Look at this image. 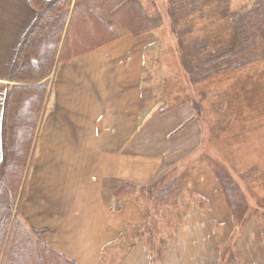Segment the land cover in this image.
Segmentation results:
<instances>
[{
  "label": "rangeland",
  "instance_id": "374dc122",
  "mask_svg": "<svg viewBox=\"0 0 264 264\" xmlns=\"http://www.w3.org/2000/svg\"><path fill=\"white\" fill-rule=\"evenodd\" d=\"M252 2L253 0H231L227 5L219 8H208L206 18L202 19L198 15L188 24L194 27L196 36L208 40L214 47H219L227 42L229 36V23L224 15L243 6L251 5ZM22 3L23 0H0V76H6L8 72L10 75L11 69L8 70V65L11 57L13 64L16 53L12 55L13 53H8L7 49L19 45L20 25L29 15L33 14L29 6ZM141 3L149 14L161 13L164 18L163 26L151 32L152 35L146 40L145 46L135 49L125 47L124 51L115 54L113 59L102 56L88 59L79 67V63L70 67L78 74L73 75L77 80L73 82V85L72 81L63 83L66 78H63L62 69L59 72L58 80L60 81L58 83H61L59 100L55 102V105L51 101L55 113L52 116L53 120H50L52 126L48 129V140L60 147L56 148L54 145V147L47 148V152L48 154L53 153L55 158L69 156L81 162L88 160L90 164L85 165L87 173H84L88 183L92 179L88 176L91 172L90 168L94 165L97 172L102 168L104 174L103 183H101L102 196H94V190L86 187L85 190L83 189V198L87 199L81 204H87L90 200L94 204L101 199L104 208H109V210H104L107 213L118 210L116 209L118 200L114 191L121 183L129 181L119 183L120 181L113 179L114 176L132 172L136 177L143 178L138 182L131 181L137 185V190L125 199L122 208L133 198L140 201L137 203L144 208L141 230L148 233L147 228L155 226V232H157L155 235L159 240L153 247L161 252L163 249L160 244L161 237L165 236L166 240L171 242L177 236L175 228L180 231L184 222L188 224L193 215V213H186L182 216L177 211L179 210L178 205L170 208L172 211L170 214L165 213L151 202L143 190L147 185L166 174H169L171 178L179 177L180 179L181 177L180 187L185 189L184 186L195 164L204 162L215 177L211 179V181L215 180L214 188L217 189L219 184L218 191L224 195L214 172L215 164H223L240 183L251 211L256 207L260 208L264 202V59L242 68L223 71L207 82L191 84L182 68L177 40L171 29L167 0H141ZM122 45H127V41ZM4 48H6L5 53ZM109 55L112 57L110 53ZM94 61L100 62L96 64ZM70 68L64 73L67 77L71 72ZM93 79L98 80L95 85L90 84ZM132 88L135 89V98H139L138 94L142 96L137 102L143 99L145 103L149 101L155 107L153 108L155 112H151L152 115L149 112L145 115L149 121L155 120L158 113L161 115L169 113L170 115L172 106L181 103L183 105L181 111L186 122L171 131L167 127L169 122L165 124L156 122L157 126L151 125L152 129L150 131L145 129L146 132H141L142 129L139 127L135 128L136 132L123 127L120 128L124 130H114L113 127H104L102 131L95 129L94 121L97 119L95 112L105 110L114 103L121 106L119 101L123 98H128V103L131 105ZM137 102L134 103L136 108L138 107ZM145 106L146 104H144V109H146ZM90 111H93V115ZM0 114L3 117L2 110ZM172 120L175 119H171L170 122ZM62 143H69L72 147L69 149L71 152L61 148ZM136 158L143 159V161ZM59 165L55 167H62ZM151 172L152 176L154 173L157 175L158 172V177L147 178ZM75 181L73 178L66 181L65 189L73 190L74 184L76 185ZM78 183L81 184V181ZM194 183L197 181L195 180ZM74 193L75 190L72 194ZM193 199L196 209L207 210L197 212V218H194L204 223L202 225L204 229L201 232L203 231V236L208 238L207 245L210 241V232H221L218 241H215L214 250L217 256L227 238L230 245H235L234 253L242 260L247 256L254 264H264V222L250 218L243 230L236 225L238 229L232 228L230 231L214 223L213 230V222L217 219L214 220L211 216V203H201L198 197ZM60 201L59 204L62 205L70 203L63 199ZM230 220L233 222L232 218ZM229 225L232 226L233 223L229 222ZM135 229L138 230L139 227L135 228L134 225L127 224L118 231V234L114 230L109 234L104 231L103 240L109 241L103 246L102 256L104 258L107 256L113 261L112 264L124 263L122 258L128 253L127 249L130 247L128 244L134 241ZM146 233H143L144 239L148 237ZM107 236L112 237V240L116 239L115 242L110 241L111 238ZM249 240L252 244L247 243ZM242 241H246L248 248L255 247V249L247 251L242 245L240 251L236 243ZM200 248L201 246H198V249ZM204 254L205 252L199 250L193 258L194 264L211 263L204 258ZM174 255L172 251L169 256L171 258L163 264H178L180 261ZM134 263L138 264L136 259ZM213 264H218V261L216 260Z\"/></svg>",
  "mask_w": 264,
  "mask_h": 264
},
{
  "label": "trees",
  "instance_id": "16d2710c",
  "mask_svg": "<svg viewBox=\"0 0 264 264\" xmlns=\"http://www.w3.org/2000/svg\"><path fill=\"white\" fill-rule=\"evenodd\" d=\"M230 1L167 0L182 68L191 84L207 82L223 71L264 59V0H253L251 5L224 15L229 36L219 47L196 36L194 27L188 24L198 15L206 18L208 8H219ZM29 5L36 15L16 52L9 75L14 83L7 91L3 109L0 264H77L49 244V229H29L18 212L14 213L32 143L42 122L47 79L52 73L56 75L60 64L102 48L124 33L138 37L155 31L163 26L164 18L161 13L149 14L141 0H29ZM214 172L235 224L243 230L250 218L264 222V202L251 211L244 190L229 170L215 164ZM180 179L166 174L143 190L151 202L170 214V208L179 204ZM136 190L137 185L131 181L121 183L114 191L116 209L121 210L125 199ZM155 231L151 226L150 235ZM235 251L228 244L222 251L221 264H237Z\"/></svg>",
  "mask_w": 264,
  "mask_h": 264
},
{
  "label": "crops",
  "instance_id": "0c3cea01",
  "mask_svg": "<svg viewBox=\"0 0 264 264\" xmlns=\"http://www.w3.org/2000/svg\"><path fill=\"white\" fill-rule=\"evenodd\" d=\"M22 4L26 6L28 5L32 10L31 13L33 14L29 15L25 19L24 23L20 25L21 34L18 35V42L19 40L21 42L23 31L27 29L29 23L34 19L35 16L33 15H36L35 11L29 5V0H23ZM150 35L152 34L150 33L134 37L130 33L123 34L119 39L102 48L79 56L72 61L60 64L56 75L55 73H52L47 79L48 94L45 102L44 112L42 115V122L41 126H39L36 132L34 142L32 143L31 156L26 165L14 213L18 212L19 218L24 221L29 229L48 228L51 233L49 244L77 264H112L113 261L109 260L107 256L106 258L102 256L103 246L107 245V241H109L103 240L104 231L109 234L114 230L115 233L118 234V231L127 224L134 225L135 228L139 227V229H135V237H133L134 241L128 244V247L129 245L130 247L127 249V255L122 258L125 261L122 264H135V259L138 264H141V262H144L143 264H150L152 262H154V264H163L169 258H171L169 256L171 255L172 251L175 254L174 256L177 257V260L180 261L178 264H194L193 258L199 250H201V252H205L204 258H207L208 261L211 262L209 264H213V262H215L216 260L218 261V264H220V261L222 262L223 258L222 249L227 244H229L230 241H227V238L225 239L226 243L222 244V246H224L218 251L217 256L216 251L214 250L216 244L215 241H218L221 232L216 233L213 231L210 232V241L209 245H207L208 238L203 236V231L201 232V230L204 229V227L202 226L204 223L202 220L194 219L197 218V212L207 210L196 209V204L193 199L194 197L200 198L201 203H211V216H213L212 218L214 220L217 219L216 222H213V230L214 223L222 226V228L224 227L223 229L226 228L229 231L232 228L238 229L236 224H234V221L232 222L230 220L232 217L230 215L224 195L222 194V192L218 191L219 184L217 185V189L214 188L215 180L211 181L212 177L213 179L215 178L214 175L208 169L207 164H205L204 162H197L194 166L193 171L189 174L188 181L184 186L185 189H181L179 192L180 203L178 204L179 210H177L182 214V216H185L186 213H193L192 219L188 224L187 222H184V226L182 229H180V231H177V229L175 228L177 236L174 237V239L172 238L173 240L171 239V242H168L166 240V237L162 236V241L160 242V244L163 246V249L161 250V252H159L153 247L157 245L159 238L157 240L156 235L151 236L150 232L146 233L141 230L140 224L142 222V212L144 208L141 207L139 203H137L140 201H137L135 200V198H133L132 201L126 202V205L121 210L116 211L114 209L115 211H109V213L104 212V210H109V208H104L101 199L98 200V203L93 204L92 200H90L87 204H81V202L87 199L83 198V192L86 187L92 191H95H93L94 196H102L103 187H101V183H103L104 176L102 168H100L98 172L94 165L90 168L89 171L91 172L90 174H88V176H90L92 179L90 183H88L87 176L85 177L84 174L87 173L86 166L90 164L88 160L81 162L69 156L55 158V156H53V153H49L51 154L49 155L47 152V148L54 147V145L56 148L60 147L56 143L53 145V143L48 140V129L52 126L50 124V120L55 113L54 106H51V101L54 102L55 105V102L59 100V86L61 83H58V81H60L58 80V75L61 69L64 75L63 78L67 79H64L63 83L72 81L73 85V82L77 81L73 75L78 74L70 67L78 63L79 67L84 64V61H88V59H96L98 57L101 58L102 56L107 59H113L114 55L119 53L120 51H124L125 47L135 49L139 48L140 46H145L147 44L146 40H148ZM123 41H127V45H122L124 43ZM19 45H16L14 48H8V53H13L12 55H14L17 52ZM6 48H4V53L6 52ZM109 53L112 55V57L109 55ZM12 59L13 58L11 57L10 64L8 65V70L11 69L13 61ZM99 62L100 61H94V63L96 64ZM68 68L71 69V72L67 77L64 73L67 72ZM8 73L6 74V76H0V110L2 111L4 109V102L7 91L13 84L9 78ZM96 81L98 80L94 81L93 79V82H91L90 84L95 85ZM131 90H133V95L130 99L131 105H129L128 103V98H123L122 101H119L121 103V106H118V103H114L113 105H109V108L106 107L105 110L98 111L97 113L95 112V118L97 117V119H95L94 121L95 129L98 128L100 131H102L104 127H113L114 130L126 128L136 132V129L139 127L140 129H142L141 132H146L145 129L150 131L152 129L151 125L155 124L156 122L163 124L169 122L170 124L167 127L170 128L171 131L172 129L174 130L178 125H182L186 122L184 120L183 112L181 111L183 107L181 103L172 106L170 115L169 113L168 115H164L163 113L161 115L158 113V116L157 118H155V120L149 121L148 117H145V115L148 112L150 114L152 111L155 112V110L153 109L155 107L149 101L145 103L143 99H140L139 102H137L138 99L142 96L138 94L139 98H135V89L132 88ZM135 102H137V108L134 104ZM144 104H146V109H144ZM95 106L97 108V105ZM64 114H66V112H64ZM91 114L93 115V111L91 112ZM101 116L102 118H100ZM173 118L175 120H172L170 122V120ZM2 120L3 117H1L0 114V163L3 157ZM61 148H63L65 151H69V149H72L69 143H62ZM95 148H97L96 145ZM69 152H71V150ZM136 159L143 161V159L140 158ZM95 160H97V158H95ZM77 162H79V164ZM57 164H60L62 167H55V165ZM157 175L156 173H154L153 177L151 172V174L149 173L147 178H156ZM161 175L162 174H160V176ZM71 178L76 180L75 183L77 185L76 188V185L74 184V194H72L73 190L65 189L67 185L66 181L68 182ZM113 179L118 182L120 181L119 183H121L125 180L138 182L143 178L141 179L139 177H136L134 173L130 172L126 173L125 175L123 173L116 175ZM195 180L197 181V183H194ZM77 181H81V184H79ZM150 182L151 181H149V183ZM215 190H217V193H215ZM98 191L100 192L98 193ZM22 192L23 196H21ZM62 196L66 197L62 198ZM60 199H63L65 201L67 200L70 203H66L65 205L59 204L61 202ZM162 211L165 212V210L163 209ZM229 222L231 224L233 223V227L229 225ZM186 225L187 227H185ZM147 231H149V227L147 228ZM107 233L105 234L107 235ZM143 233H146L148 235L146 239L143 238ZM242 234H244V232ZM207 235L209 236V234ZM107 237L111 238L110 241L116 240H112V237L110 236ZM247 243H251V241L249 240ZM236 245L240 251L242 245L245 246V250L247 249V251L255 249V247L248 248L246 241H242L241 243L239 242L238 244L236 243ZM198 246H201V248L198 249ZM234 246L235 245L233 244V247ZM159 255L163 256L159 257ZM237 261V264H254L253 261L247 256L244 260L239 257Z\"/></svg>",
  "mask_w": 264,
  "mask_h": 264
}]
</instances>
